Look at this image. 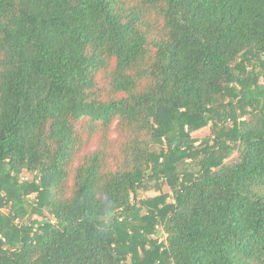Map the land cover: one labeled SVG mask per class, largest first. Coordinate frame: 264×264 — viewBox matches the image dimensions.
I'll return each mask as SVG.
<instances>
[{
  "label": "trees",
  "instance_id": "obj_1",
  "mask_svg": "<svg viewBox=\"0 0 264 264\" xmlns=\"http://www.w3.org/2000/svg\"><path fill=\"white\" fill-rule=\"evenodd\" d=\"M0 264H264V0H0Z\"/></svg>",
  "mask_w": 264,
  "mask_h": 264
},
{
  "label": "rangeland",
  "instance_id": "obj_2",
  "mask_svg": "<svg viewBox=\"0 0 264 264\" xmlns=\"http://www.w3.org/2000/svg\"><path fill=\"white\" fill-rule=\"evenodd\" d=\"M209 130V126L201 129L197 132H194L192 134L193 137L197 138L198 140H202L207 136ZM199 143H196V146H199ZM158 152V151H157ZM22 179L30 180L32 178V175L29 173H22L20 176ZM36 193L31 194V198L35 197ZM159 196H165V202L169 203L172 202L173 199V193L169 186L165 183L163 184L160 188H157V186L153 185V183L149 184L148 189L146 191H141L139 192L138 198L137 199H146V198H156ZM1 212L6 213L5 209H1ZM144 213V211H142Z\"/></svg>",
  "mask_w": 264,
  "mask_h": 264
}]
</instances>
